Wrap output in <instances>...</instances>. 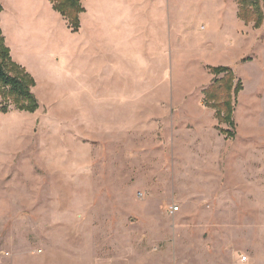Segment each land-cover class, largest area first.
Wrapping results in <instances>:
<instances>
[{
  "label": "rangeland",
  "instance_id": "rangeland-1",
  "mask_svg": "<svg viewBox=\"0 0 264 264\" xmlns=\"http://www.w3.org/2000/svg\"><path fill=\"white\" fill-rule=\"evenodd\" d=\"M79 4L75 32L52 0L0 2L38 105L0 86V264H264V22L212 0ZM213 67L241 83L231 123L206 106Z\"/></svg>",
  "mask_w": 264,
  "mask_h": 264
},
{
  "label": "trees",
  "instance_id": "trees-1",
  "mask_svg": "<svg viewBox=\"0 0 264 264\" xmlns=\"http://www.w3.org/2000/svg\"><path fill=\"white\" fill-rule=\"evenodd\" d=\"M80 0H52L56 9L69 22L72 29L78 32L80 29V15L84 12L79 4ZM239 4L238 17L246 24L252 23L254 28H260L264 22V13L258 0H237ZM1 10V7H0ZM215 76L225 75L223 79L217 80L207 90L204 91L206 106L216 110V118L220 121L231 123V117L234 113L232 105V93L238 95L242 87L241 83L235 86V76L230 67H213L210 68ZM219 81L221 84H219ZM0 86L8 89L9 96L13 99L16 107L20 111L34 112L38 105L31 89L35 87L33 78L12 61L9 50L5 45V40L0 28ZM226 90L228 100L221 104V92ZM220 102V103H219ZM5 113L8 112L5 108ZM226 134L227 138H234L228 131H221Z\"/></svg>",
  "mask_w": 264,
  "mask_h": 264
},
{
  "label": "crops",
  "instance_id": "crops-1",
  "mask_svg": "<svg viewBox=\"0 0 264 264\" xmlns=\"http://www.w3.org/2000/svg\"><path fill=\"white\" fill-rule=\"evenodd\" d=\"M212 1H215V2H220V3H224V7L225 8H228V7H231V8H234V10H235V13L237 14V17H238V12H239V9H238V7H237V4L234 2V3H230V2H228L227 0H212ZM0 2H2V0H0ZM83 16V15H82ZM82 16H81V20H82ZM238 19H239V17H238ZM240 20V19H239ZM240 21H242V20H240ZM245 23V22H244ZM246 24V23H245ZM2 28H3V31H4V36H5V38L7 39L8 38V33H10V32H8V28H6L5 26H4V22H2ZM211 143L209 142V141H206L205 143H204V145H206V146H209V150L211 151L212 150V144L210 145ZM220 152V151H219ZM203 159H201V162H204V163H209L208 165H206L205 167H204V169L206 168V169H209V167H210V163L213 161L214 163H219V160L217 159V158H220V156H222L221 154H217V155H210V154H212V153H206V150L204 149L203 150ZM226 157H225V160L226 161H231L230 159H229V157H228V155H225ZM233 158H235V157H233ZM215 167H216V165H215ZM218 167V169H222V167L223 166H221L220 165V163H219V165L217 166ZM231 170H234V169H231Z\"/></svg>",
  "mask_w": 264,
  "mask_h": 264
},
{
  "label": "built area",
  "instance_id": "built-area-1",
  "mask_svg": "<svg viewBox=\"0 0 264 264\" xmlns=\"http://www.w3.org/2000/svg\"><path fill=\"white\" fill-rule=\"evenodd\" d=\"M178 210V208H174V211H177ZM247 260V258L244 256V257H242V261H246Z\"/></svg>",
  "mask_w": 264,
  "mask_h": 264
}]
</instances>
